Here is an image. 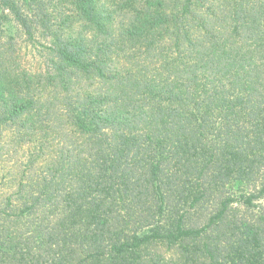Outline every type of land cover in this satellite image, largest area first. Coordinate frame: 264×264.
<instances>
[{"label": "trees", "instance_id": "trees-1", "mask_svg": "<svg viewBox=\"0 0 264 264\" xmlns=\"http://www.w3.org/2000/svg\"><path fill=\"white\" fill-rule=\"evenodd\" d=\"M0 264H264V0H0Z\"/></svg>", "mask_w": 264, "mask_h": 264}]
</instances>
